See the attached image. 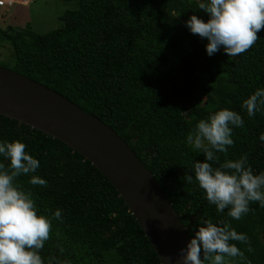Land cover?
I'll list each match as a JSON object with an SVG mask.
<instances>
[{
	"label": "trees",
	"instance_id": "obj_1",
	"mask_svg": "<svg viewBox=\"0 0 264 264\" xmlns=\"http://www.w3.org/2000/svg\"><path fill=\"white\" fill-rule=\"evenodd\" d=\"M61 28L39 34L29 26L0 27V45L10 54L1 67L15 71L67 97L85 113L112 127L153 173L190 238L204 219L230 224L246 234L236 241L245 259L231 264H264V207L250 203L240 220L219 213L193 179L194 161L205 155L187 143V134L215 111L238 112L243 127H233L234 144L220 161L247 155L254 173L264 171V110L249 117L242 107L264 88V29L244 53L229 57L221 48L209 56L207 39L186 22L200 0H64ZM16 3H14L13 7ZM7 6H0L4 8ZM5 20L8 9L4 12ZM9 59V60H8ZM21 141L39 160L35 173L17 182L31 191L38 213L52 218V231L40 255L44 264H161L129 207L109 179L64 142L0 115V142ZM0 163L10 161L0 156ZM47 181L32 185L31 176ZM61 248L63 252H61Z\"/></svg>",
	"mask_w": 264,
	"mask_h": 264
},
{
	"label": "clouds",
	"instance_id": "obj_2",
	"mask_svg": "<svg viewBox=\"0 0 264 264\" xmlns=\"http://www.w3.org/2000/svg\"><path fill=\"white\" fill-rule=\"evenodd\" d=\"M198 9L209 15L205 22L192 15L186 22L192 34L207 39L209 56L221 48L229 57L249 50L260 38L264 29V0H200ZM249 117L264 110V88L256 89L243 101ZM242 116L229 109L212 113L201 119L187 134V143L205 155V160L194 161L191 173H185L187 184L193 179L206 193L207 201L219 213L240 220L250 211V203L259 202L264 207V171L254 173L247 155L239 159L220 161L217 153H227L232 146L233 127H243ZM264 142V134L260 136ZM0 156L10 161L0 163V264H44L40 250L50 238L52 218L62 219L60 209L52 218L39 214L31 191L17 182L20 176L35 173L39 160L26 152V145L17 140L0 142ZM32 185L46 186L47 181L32 175ZM233 241L247 244L253 251L246 234L238 233L228 223L202 220L191 236L186 248L180 249L183 264H231L229 258L245 259V253ZM61 252L63 249L61 248ZM51 264V262H49Z\"/></svg>",
	"mask_w": 264,
	"mask_h": 264
},
{
	"label": "water",
	"instance_id": "obj_3",
	"mask_svg": "<svg viewBox=\"0 0 264 264\" xmlns=\"http://www.w3.org/2000/svg\"><path fill=\"white\" fill-rule=\"evenodd\" d=\"M0 115L58 139L82 154L119 192L161 264H183L190 236L151 171L100 118L47 86L0 66Z\"/></svg>",
	"mask_w": 264,
	"mask_h": 264
},
{
	"label": "rangeland",
	"instance_id": "obj_4",
	"mask_svg": "<svg viewBox=\"0 0 264 264\" xmlns=\"http://www.w3.org/2000/svg\"><path fill=\"white\" fill-rule=\"evenodd\" d=\"M28 4V5H27ZM78 8L76 1L64 0H22L13 7H4L0 10V27L5 28L9 24L18 27L29 26L34 32L43 34L61 28L63 22L60 17L68 10ZM8 9V17L4 12ZM9 45H0V63L9 56ZM9 60V59H8Z\"/></svg>",
	"mask_w": 264,
	"mask_h": 264
},
{
	"label": "built area",
	"instance_id": "obj_5",
	"mask_svg": "<svg viewBox=\"0 0 264 264\" xmlns=\"http://www.w3.org/2000/svg\"><path fill=\"white\" fill-rule=\"evenodd\" d=\"M14 3L13 0H0V6H12Z\"/></svg>",
	"mask_w": 264,
	"mask_h": 264
},
{
	"label": "crops",
	"instance_id": "obj_6",
	"mask_svg": "<svg viewBox=\"0 0 264 264\" xmlns=\"http://www.w3.org/2000/svg\"><path fill=\"white\" fill-rule=\"evenodd\" d=\"M13 1H15L16 3H19L20 1L22 2V0H13ZM26 1H28V0H26Z\"/></svg>",
	"mask_w": 264,
	"mask_h": 264
}]
</instances>
